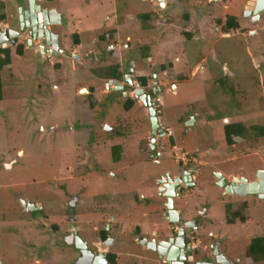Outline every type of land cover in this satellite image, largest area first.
I'll return each instance as SVG.
<instances>
[{"label":"rangeland","instance_id":"rangeland-1","mask_svg":"<svg viewBox=\"0 0 264 264\" xmlns=\"http://www.w3.org/2000/svg\"><path fill=\"white\" fill-rule=\"evenodd\" d=\"M44 1L65 18L66 22L58 29L63 33L66 53L70 54L78 30L83 31L79 54L84 60H87L86 51H98L93 38L100 31H93L103 24L99 14L113 13L118 7L121 14H132L134 21L138 20L137 42L130 46L131 49L139 46V49L130 52L124 64L128 68L134 54L140 53L149 57L152 66L158 62L165 65L169 76L165 79L175 84L177 91L164 88L155 97L161 98L159 116L164 126L172 130L174 139L169 142V139L158 138L165 147L160 150L161 156L152 160L147 149L151 122L144 107H139L141 103L126 111L123 94H102L103 83L80 81L87 79L88 73L111 76L115 68L93 64L89 59L82 66L76 64L77 70L72 71L74 63L65 62L63 58L39 68L32 50L19 55L17 48L10 47L11 62L1 72L0 264L74 262L75 249L66 242L63 246L61 238L51 235L55 231L52 224L60 226L59 233L67 228L69 219L63 211L68 209L70 191L83 193L75 210L76 225L92 248L97 241L96 229L115 211L120 216L111 234L117 242L110 251L117 255V264H159L157 255L136 243L134 238L143 237L155 224L165 227L160 216L154 213L143 216L146 207L142 198L156 195L155 180L160 175L180 168L172 140L184 153L207 164L208 178L202 181L197 177L200 186L193 189L191 196L178 201L187 219L202 220V227L196 233L198 252L204 253L201 248L209 246L211 234H221L222 250L228 257L234 261L240 259L241 264H264V259H257V254L253 259L258 262L246 261V247L252 242L249 239L264 238V229L245 232L234 225L241 216L255 215L257 210L247 211V206L238 204L237 197L225 196L213 178L216 172L231 177L248 176L247 171L253 177L257 170L264 168V138H256L264 125V62L263 52L258 50L263 40L251 36L253 33L244 36L237 31H230L220 39L218 34L221 33L217 31L215 39L219 40L209 50V44L187 42L181 33L184 29L181 22H176L177 28L166 24L160 33L152 31L143 14L158 9L151 7L147 0ZM243 3L244 0H231L228 10L241 25L247 24L246 18L241 16ZM15 4L17 7L25 2L15 0ZM222 10L223 4L219 14ZM162 13L169 20L181 18L173 17V8ZM0 15L3 21H9L3 2H0ZM156 25L160 28L162 22ZM155 28L158 29H152ZM119 31L130 32L125 27ZM52 62L62 65L55 68ZM199 66L204 71L199 68L193 75ZM83 67L87 72H81ZM81 88L94 89L92 107L90 91ZM192 119L195 123L188 128ZM230 123L257 129L250 130L246 140L235 137L236 144L229 146L225 125ZM140 197L141 201L135 203ZM20 199L43 205V213H38L42 214V220L23 211ZM136 206L135 214L132 211ZM104 212L105 216L101 214ZM120 229L122 232L118 235Z\"/></svg>","mask_w":264,"mask_h":264},{"label":"flooded vegetation","instance_id":"flooded-vegetation-1","mask_svg":"<svg viewBox=\"0 0 264 264\" xmlns=\"http://www.w3.org/2000/svg\"><path fill=\"white\" fill-rule=\"evenodd\" d=\"M23 2H25V5L23 4H18L17 7H15V0H0V2L4 3V10L5 12L9 13V21H2L0 22L1 25H3V31L7 30V29H16L19 30L20 25L18 24L19 22V17H20V9L27 8V5L29 3V0H22ZM104 1V0H101ZM151 3V7H153L154 9L157 8V11H150L147 14H143L144 15V20L147 21V23L149 24V26L151 27L150 29L154 32L160 33V29H162L164 26H166V24L172 28H177L176 26V22H181L183 24V31L182 36L186 37L187 42L189 41V43H191L192 41H197V43H206V45H210L209 50L212 49V47H214L216 40L215 39L216 36H220V39L223 38L224 36L230 34V31H225V28L228 25V21L230 19V15L228 14V10H230V1L231 0H147ZM249 0H244L243 6H242V10H241V16L246 18L247 24H243L241 25L239 20L236 18V22L238 23V26L236 29L232 30V31H237V32H241L244 36L246 35H251L253 33V35L251 36H255V37H260L261 40L260 44L258 45V50H262L263 54L261 56L262 61L264 62V0L259 3V5H255L254 6H247L248 5ZM27 4V5H26ZM37 4L42 5L43 8L52 10L55 9L53 7H48L46 6V2L44 0H37ZM223 4V10L222 13L219 14V9L220 6ZM165 5V8H163V6ZM116 6V5H115ZM114 6V7H115ZM259 8L260 13H256V8ZM169 8H173V13H174V18L175 16L177 17H181L179 20H169L165 17V15H163L162 12H164L165 10L169 9ZM222 8V7H221ZM114 12H107L104 11L103 15L99 14L98 18L102 19L103 24L98 27L99 29L94 30L93 32L99 30L100 33L97 34L94 38H93V43L95 45H97L98 47V51L96 52L98 55L95 54V56H90V57H95L97 56V58L102 59L103 61H108L110 62L112 65H110L109 67H113V69L115 68V72H117L118 74H120L119 78H109L108 81H106L105 85H104V89L101 91L102 94H107V93H119L120 95L123 94V96L125 97V103L123 104L124 109H125V105L128 101H132L134 104L132 106V108L136 105L139 104V99L136 97V95L134 94L135 90L139 89L140 84H142V88L146 89V92L148 95L151 96L152 98V102L155 103V108L157 109L158 112H160L159 108H160V102L157 101L158 98L160 97H155L158 94H154V83H155V76H157L158 78V82H159V86L158 87H162L163 89L166 88V90H170L171 85L173 83L170 82L166 83V84H162L161 79L164 78H168V73L166 72V68L165 65L162 62H158L156 66H152L150 64V62L152 61H148L149 57H146L144 54H134V58H132L129 61V67L126 68L125 64H124V60L125 57L130 54V52H134V49H139V46H133L131 49V44L136 45L137 42V34H136V30L137 28H139V26L137 25L138 20H136V22L134 21V18L132 16V14H128V15H124L121 14V11L118 7H115ZM227 11V12H226ZM59 12V11H58ZM59 14L61 15V24L55 25V26H48V30L54 34H57L60 37V50L59 51H54L53 54H50V51L52 49H48L49 51L45 52L46 53V58H47V62L49 61H54L55 59H59V58H63L65 60V62H68L69 60H72L74 62L75 58L80 60V54H79V49L82 48L83 44L81 43V38L80 35L83 32L82 30L78 31V34L75 35L74 39H73V47L71 48V52L66 53V50H64L63 45H62V38H63V33L58 29V27H61L62 25H64L65 18L62 15V13L59 12ZM219 14V15H218ZM24 15V13H23ZM101 15V16H100ZM233 17V16H232ZM113 21V22H112ZM15 22H17V25H15ZM107 22H112V24L110 25H106ZM159 22H162V25L160 26V28L156 25L157 23L159 24ZM66 27V26H65ZM125 27L126 29H129L130 32L128 34H123L120 33V28ZM153 27H157L158 29H152ZM55 28H57L58 30H55ZM251 28H254L252 30H250ZM78 30V29H77ZM217 31H220L221 34H216ZM148 32V30L146 31ZM194 33V34H193ZM247 33V34H246ZM122 34L124 36H122ZM158 35V34H157ZM28 33L26 32L24 34V36L22 37V39L19 40L18 45L15 48H19L21 46H23V54L24 52H26L27 50H29L27 48V44H26V40L25 38H27ZM159 36V35H158ZM144 40V39H143ZM215 40V41H214ZM41 44L42 46H45V43L38 40L37 45ZM149 45V44H148ZM208 45V46H209ZM212 45V46H211ZM10 48V46H9ZM76 49V50H75ZM102 50H106V52L102 51ZM34 52V50H32ZM35 54V52H34ZM36 59V63H37V57L35 56ZM46 62V63H47ZM45 63V64H46ZM55 68H57V66H61L62 63H54L52 62ZM37 66L39 68H42L44 65H42L40 63V61L37 63ZM108 67V66H107ZM155 67V68H154ZM165 76V77H164ZM130 78L132 83L129 82L127 79ZM113 80L114 82H119L120 84H122L123 86V90H117L115 85H111L110 89H107V85L109 84V82ZM170 85V88H167V85ZM90 107L93 106V102L95 100H92L94 89L90 88ZM163 91V90H162ZM93 93V94H92ZM119 95V96H120ZM142 105V102H140ZM139 107H144L139 106ZM131 108V110H132ZM145 110H147L144 107ZM160 117V116H159ZM161 119V118H160ZM161 123H162V127L161 129H163V133L165 134L163 136L162 135H158L157 137V147H156V151L152 152L151 150V146H150V139L148 141L147 144V149L148 152L150 154V157H152V160H154V157H160L161 156V152L160 150L164 149L165 145L163 143H159L158 142V138H162V139H169V142L171 139H173L172 137H169L166 130H165V126L164 123L162 122L161 119ZM151 134H152V129H151ZM126 137V136H123ZM156 161V160H155ZM179 163V162H177ZM180 164V163H179ZM182 166V164H180V167ZM188 169H193V168H197L196 171V178L197 177H201L202 181H205L206 178H208V173L206 172L207 169V164L203 163L202 160L197 159V162L194 163H190L187 166ZM259 170L264 171V168H260ZM258 170V171H259ZM168 172H165L164 174L160 175L156 180H155V196H143L142 200L144 201L145 204V211L142 213L143 216H148V214H152L154 213L155 215H157L158 217L160 216V219H162L161 222H164V225L166 226V222L164 221V214L166 213V208H165V203H166V199L164 198V196L162 195V188L164 186V184L161 183V179L162 178H166V174ZM217 173V172H216ZM215 173V174H216ZM223 174V173H222ZM224 175V174H223ZM225 176V175H224ZM214 178V183L217 186V182L218 180L216 179V176H213ZM197 185L194 188H189L187 189L183 194H182V198H184L187 195L191 196V193L193 192V189L198 188L199 182L196 179ZM68 191V190H66ZM223 194L225 195V191L222 189ZM70 195H69V199H68V209L66 211H63L65 214V216L67 217V219H69V222L67 224V228L65 231H63L62 233H59V229L60 226L58 224H52L55 226H52L55 230L54 232H51L52 237L54 238V236L61 238V243L64 246L65 242L66 244H68L69 240H73L75 243L71 244L69 246L73 247L75 249V251L77 252V257L74 260V262H72V264H77L79 262V260L84 256L83 255V250L80 248H77L76 246V239L80 238L82 240L83 243L87 244V250L90 251L95 257H97L100 252V247L106 245L107 241H113V244L110 246H106L107 247V252H106V256H107V261L108 264H117L118 258L117 255L111 253L110 249L112 248V246L115 245V243L117 242V238L114 237L111 234V228L113 226V224L118 221L119 216L118 214L115 213V211L112 213H109V219L108 221L101 226V228L96 229L97 230V241L95 243H93V248H92V244L88 241L85 240L81 235H80V228L76 225L77 224V217L76 214V208L78 207L79 203L81 202V198H82V194L83 193H74L72 194V192L70 191ZM225 196H229V195H225ZM232 197V196H231ZM242 198V197H241ZM245 198H249L251 199V205L254 206V202H260L262 204H264V199L260 200L257 196H248ZM141 201V197L136 198V202L138 203V201ZM21 201V199H20ZM30 204H34L31 201ZM253 202V203H252ZM230 204V203H229ZM228 204V205H229ZM239 204V203H238ZM22 205V204H21ZM36 206H38L36 203L34 204ZM239 205H245L247 206V209L250 207L248 202H244L241 203ZM41 209H36L34 211H26L24 209V207L22 206V210L25 212H28L29 214L34 215L36 218L42 220V214L38 215V213H43L44 211V207L43 205H41ZM251 206V207H252ZM264 206V205H263ZM148 209V210H147ZM102 211V210H101ZM100 211V212H101ZM133 213H137V206L135 208H133ZM103 216L106 215V213H101ZM129 214V213H128ZM118 215V216H117ZM131 215V214H129ZM205 213H202V216H204ZM195 220L198 223V228L200 230V228L202 227L201 224L202 220L200 219H192ZM162 224H155L153 225L152 228H149L146 232H144V236L143 237H139L141 239H152L153 234L158 233L159 229L162 228L163 226H161ZM45 228V225H44ZM138 230V228H136ZM264 229V227H263ZM122 232V230L120 229L118 232V235ZM142 234V231H140ZM55 234V235H53ZM196 234V233H195ZM211 241L210 243H212V245H214L217 241L220 242V247H221V252L224 253L226 256V252H224L222 250V238L217 239L216 237H214V234H211ZM137 237L134 238V241L136 242ZM196 241H197V246H195L194 248V257H196L197 259L201 260V259H205V261L207 263H213V259L210 257L213 254V250L210 248V246H204L203 249L204 253L200 254L198 252V242L199 239L196 237ZM60 243V242H59ZM138 243V242H136ZM209 243V245H210ZM140 244V243H138ZM141 245V244H140ZM142 246V245H141ZM146 249V248H145ZM110 256H115L114 260H111ZM246 256L247 258H252L249 257L247 254V250H246ZM158 257V256H157ZM228 257V256H227ZM228 259L230 261H232L233 264H241L242 261L240 259L234 261L233 259H231L230 257H228ZM253 259V258H252ZM247 260V259H246ZM262 261V260H261ZM159 264H164L162 260L159 259L158 257V261ZM248 263H253V262H258L251 260H247Z\"/></svg>","mask_w":264,"mask_h":264},{"label":"water","instance_id":"water-1","mask_svg":"<svg viewBox=\"0 0 264 264\" xmlns=\"http://www.w3.org/2000/svg\"><path fill=\"white\" fill-rule=\"evenodd\" d=\"M263 0H249L247 6H254L261 3ZM24 13V15H23ZM256 13H260L259 8H256ZM19 30L7 29L0 32V48L2 44L16 47L18 42L27 32L28 36L25 38L27 48L34 50L37 57V63L40 61L42 65L47 62L46 53L48 49H52L50 54L54 51L60 50V37L57 34L50 32L48 26H55L61 24V15L56 9H46L42 5L37 4V0H29L27 8L20 9ZM38 40L45 43L37 45ZM6 47V48H7ZM132 83L131 79H127ZM111 85H115L117 90H123L122 84L111 80L107 85L110 89ZM159 82L155 76L154 94H158L163 90L158 87ZM134 94L142 102V105L147 109L146 112L151 122V139L150 146L152 152L156 151L158 135H165L163 133L161 119L159 113L155 108V103L152 98L147 94L146 89L142 88L140 84L139 89L135 90ZM195 120L187 124V127L194 125ZM109 132L112 129L107 128ZM197 168L188 169L181 166L176 171H168L166 178L161 179L164 184L161 192L166 199L164 214V221L166 226L159 229L158 233L153 234L152 239H141L137 237L136 242L140 243L144 248L155 253L164 264H233L228 257L221 252L220 242L217 241L214 245L210 243V248L214 251L212 256L213 263H207L205 259H197L194 257V248L197 246L196 234L199 231L198 223L195 220L186 218V211L179 206L178 201L182 199V194L189 188H194L196 182ZM236 176L226 177L222 173H216L218 180L217 186L225 191V195L236 197L257 196L260 200L264 199V171L257 170L253 177ZM252 176V175H251ZM21 204L26 211H34L41 209V205L30 204V202L22 200ZM71 239L68 245L74 244ZM113 241H107L106 245L100 247V254L95 257L90 251L87 250V244L83 243L80 238L76 239V246L83 250V257L77 264H108L107 261V247L112 245ZM107 246V247H106Z\"/></svg>","mask_w":264,"mask_h":264},{"label":"trees","instance_id":"trees-1","mask_svg":"<svg viewBox=\"0 0 264 264\" xmlns=\"http://www.w3.org/2000/svg\"><path fill=\"white\" fill-rule=\"evenodd\" d=\"M3 20H4L3 16L0 15V22H2ZM237 26H238V23L236 22V18L230 16V19L228 21L227 27L225 28V31H232L236 29ZM17 52L19 55H23V46L19 47L17 49ZM10 55H11V52L9 48L8 49L0 48V101H2L3 99V84H2V78H1V72L5 65L10 64L11 62ZM111 76L112 78H119L120 74L115 72ZM133 104L134 103L132 101H128L125 105V110L130 111ZM254 128L257 129V127L247 128V126H245L242 123H230V124L225 125V138H226L227 144L229 146H234L236 144L235 139H234L235 137L241 138L243 140L248 139L249 131ZM259 130L260 131L257 133L258 136L256 138H264V125ZM171 143L175 144L173 140ZM51 226H55V225H51ZM247 254L249 257H252V258H254L255 254H257L259 257V258L257 257V259L259 260L264 259V238L262 237L256 238L251 242V244H248ZM110 257H111V260H114L115 258V256H110Z\"/></svg>","mask_w":264,"mask_h":264},{"label":"crops","instance_id":"crops-1","mask_svg":"<svg viewBox=\"0 0 264 264\" xmlns=\"http://www.w3.org/2000/svg\"><path fill=\"white\" fill-rule=\"evenodd\" d=\"M101 15H103V14H101ZM100 15V16H101ZM80 22V21H79ZM0 26H1V28L3 29V25H1L0 24ZM77 29H80V27H76ZM78 31H80V30H78ZM7 45H4V44H2V48L3 49H8L9 48V46L7 47ZM83 47V46H82ZM76 50V49H75ZM80 50V49H79ZM78 50V51H79ZM95 54L96 55H98L96 52H95V50H88V51H86V53H85V55H84V58H86L87 60H84L83 59V55L81 54V56H80V60L79 59H76L75 58V60H74V68L72 69V71H76L77 70V67H76V64L77 65H79V66H82V64H85L89 59H90V61L93 63V64H102V65H105V66H110V65H112L110 62H108V61H103L102 59H99V58H97V56H96V58L94 57H90V56H95ZM107 62V63H106ZM86 67H83L82 68V70H81V72H87V70L85 69ZM200 66L199 67H197V68H195V71H193V75L197 72V71H199L200 69L202 70V71H204V69L203 68H200ZM199 69V70H198ZM85 70V71H84ZM201 71V72H202ZM89 75H88V78L86 79V78H84V79H81L80 81L81 82H90V83H93V84H95V83H103V87H104V85H105V83H106V81H108V79L109 78H111L112 76H110V75H106V76H103V77H98V76H93L92 74H90V73H88ZM165 77V76H164ZM167 79V78H166ZM165 78L164 79H161V80H163L162 81V84H166V83H170V81L169 80H166ZM80 82V83H81ZM76 83H79V81H77ZM85 87V86H84ZM82 88H83V86H82ZM81 88V89H82ZM170 89H172L173 90V92L174 93H176V91H177V88H176V86H175V84H172L171 85V88ZM83 91H85V90H87V91H90L89 90V88L88 89H86V88H84V89H82ZM81 90V91H82ZM82 91V92H83ZM81 92V93H82ZM89 93V92H88ZM196 158V157H195ZM197 159V158H196ZM232 197H236V196H232ZM237 199H238V201H239V204H241V203H244V202H248L249 203V205H250V207L247 209V211H249L251 208H254V209H256L257 211H256V214L255 215H252V213H250L251 215H248V214H245L244 216H241L240 217V219H238V221H236L235 222V226L236 225H238V226H240L241 228H242V230H244L245 232H247L249 229H256V228H261V229H263V227H264V204H262V203H260V202H254V206H252L251 205V199H249V198H241V197H237ZM253 203V202H252ZM252 206V207H251ZM261 212H262V216L260 215L261 214ZM236 213H237V211H236ZM223 236V235H222ZM222 236H221V234L220 235H218V234H214V237H216L217 239H219V238H222ZM259 238V237H258ZM255 238H252V239H249V240H251V241H253ZM248 245V244H247ZM247 248H248V246L246 247V250H247ZM251 258H247V260H249V261H251L250 260ZM246 260V261H247Z\"/></svg>","mask_w":264,"mask_h":264},{"label":"built area","instance_id":"built-area-1","mask_svg":"<svg viewBox=\"0 0 264 264\" xmlns=\"http://www.w3.org/2000/svg\"><path fill=\"white\" fill-rule=\"evenodd\" d=\"M0 31H3L1 26H0ZM157 101L161 102V99L158 98ZM165 130L168 136L173 138L174 134L172 130L169 128H165ZM173 149L175 151V154H174L175 160L179 162L180 164H182V166L187 167L190 163L197 162V159L194 156H189L187 153H184L176 144H174Z\"/></svg>","mask_w":264,"mask_h":264},{"label":"clouds","instance_id":"clouds-1","mask_svg":"<svg viewBox=\"0 0 264 264\" xmlns=\"http://www.w3.org/2000/svg\"><path fill=\"white\" fill-rule=\"evenodd\" d=\"M0 32H2V31H0ZM161 99V98H160ZM159 113V112H158ZM160 114V113H159ZM166 128V127H165ZM173 139H174V136H173Z\"/></svg>","mask_w":264,"mask_h":264},{"label":"bare ground","instance_id":"bare-ground-1","mask_svg":"<svg viewBox=\"0 0 264 264\" xmlns=\"http://www.w3.org/2000/svg\"><path fill=\"white\" fill-rule=\"evenodd\" d=\"M86 91V90H85Z\"/></svg>","mask_w":264,"mask_h":264}]
</instances>
